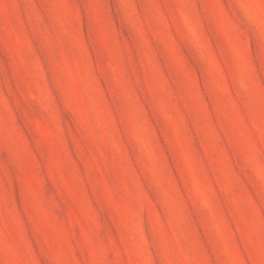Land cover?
<instances>
[{
    "label": "rangeland",
    "instance_id": "rangeland-1",
    "mask_svg": "<svg viewBox=\"0 0 264 264\" xmlns=\"http://www.w3.org/2000/svg\"><path fill=\"white\" fill-rule=\"evenodd\" d=\"M0 264H264V0H0Z\"/></svg>",
    "mask_w": 264,
    "mask_h": 264
}]
</instances>
